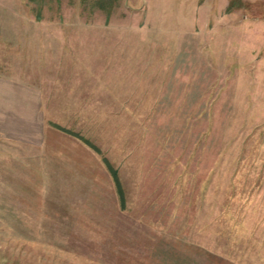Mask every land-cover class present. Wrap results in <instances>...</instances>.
Here are the masks:
<instances>
[{
  "label": "rangeland",
  "instance_id": "rangeland-1",
  "mask_svg": "<svg viewBox=\"0 0 264 264\" xmlns=\"http://www.w3.org/2000/svg\"><path fill=\"white\" fill-rule=\"evenodd\" d=\"M227 1L25 0L0 264L264 263V0Z\"/></svg>",
  "mask_w": 264,
  "mask_h": 264
},
{
  "label": "crops",
  "instance_id": "crops-1",
  "mask_svg": "<svg viewBox=\"0 0 264 264\" xmlns=\"http://www.w3.org/2000/svg\"><path fill=\"white\" fill-rule=\"evenodd\" d=\"M24 2L25 0H0V137L6 139L12 138L14 130L18 133L16 135H25L26 120L34 118L39 124L41 118V92L25 81L27 70L24 66L29 63L27 60H35L40 55L31 52L34 55L31 57L30 52L20 48H30L34 44L35 49L39 51L44 46L40 40H26L25 25L16 22L25 14ZM221 4H224V7L229 5L227 0L224 3L221 0ZM209 8L212 9V6ZM5 48L12 54L4 55ZM46 48L50 49L51 43H48ZM14 141L20 142L18 138H14ZM257 256L264 262V252L259 251ZM259 262L261 263V260Z\"/></svg>",
  "mask_w": 264,
  "mask_h": 264
},
{
  "label": "trees",
  "instance_id": "trees-1",
  "mask_svg": "<svg viewBox=\"0 0 264 264\" xmlns=\"http://www.w3.org/2000/svg\"><path fill=\"white\" fill-rule=\"evenodd\" d=\"M30 1H32V0H30ZM103 162H104L105 168L108 172V175L111 179V182L113 184L114 191H115V194L117 196L118 204H119L120 208H123L124 207L123 190H122V187H121L118 175H117V170L115 168H113L112 165L106 159H103Z\"/></svg>",
  "mask_w": 264,
  "mask_h": 264
}]
</instances>
